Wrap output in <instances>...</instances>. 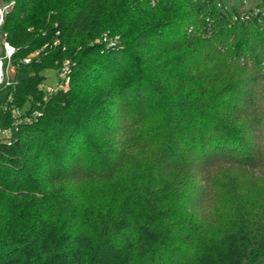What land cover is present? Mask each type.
Returning a JSON list of instances; mask_svg holds the SVG:
<instances>
[{
    "label": "trees",
    "instance_id": "16d2710c",
    "mask_svg": "<svg viewBox=\"0 0 264 264\" xmlns=\"http://www.w3.org/2000/svg\"><path fill=\"white\" fill-rule=\"evenodd\" d=\"M0 3L17 47L0 125L32 117L0 136V264H264L260 10Z\"/></svg>",
    "mask_w": 264,
    "mask_h": 264
},
{
    "label": "built area",
    "instance_id": "2783aa9c",
    "mask_svg": "<svg viewBox=\"0 0 264 264\" xmlns=\"http://www.w3.org/2000/svg\"><path fill=\"white\" fill-rule=\"evenodd\" d=\"M11 4L8 5H2L0 4V31L2 29V25L5 20L6 13L9 11V8L11 7ZM260 14L262 17H264V9L260 10ZM43 50V47L41 49H36L34 52L30 54V56L25 57L23 61L25 63H29L32 60L33 56H38L40 52ZM17 51V47L10 43L8 40H5L4 38L0 40V86L2 85H9L11 80L7 78L8 68L10 63H12V57ZM70 69L68 65H64L60 71L59 75L61 77V80L57 86H46L48 92L50 94L55 93L61 88L67 89L70 85ZM38 114V113H36ZM15 121L13 123V126H3L0 125V136L5 137L7 139H10L13 135L14 128L24 122H30L31 116H21V113L19 110H16L14 113Z\"/></svg>",
    "mask_w": 264,
    "mask_h": 264
},
{
    "label": "rangeland",
    "instance_id": "374dc122",
    "mask_svg": "<svg viewBox=\"0 0 264 264\" xmlns=\"http://www.w3.org/2000/svg\"><path fill=\"white\" fill-rule=\"evenodd\" d=\"M218 3L220 6L223 4L222 8L224 10H230L234 12L235 9H238L240 11H248L250 9H253L255 11L264 9V0H218ZM1 4V3H0ZM12 6L9 8V11H11ZM8 11V12H9ZM7 12V13H8ZM6 13V15H7ZM3 38L1 37L0 33V40ZM16 69L13 63H10L7 73V78L12 80L15 77ZM46 75L45 80V86H57L61 80V77L59 75V71L55 69H48L44 72ZM5 87V84L0 86V108L5 103V100L7 98V93L3 88ZM226 207H228L225 204H218L216 207H213V209H210V212L208 213V217H212L214 214L219 215L221 213L226 212Z\"/></svg>",
    "mask_w": 264,
    "mask_h": 264
}]
</instances>
